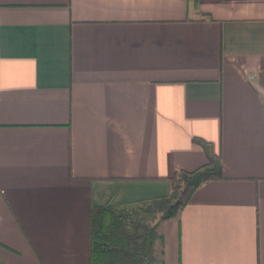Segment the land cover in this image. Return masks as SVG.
<instances>
[{"label":"crops","instance_id":"0c3cea01","mask_svg":"<svg viewBox=\"0 0 264 264\" xmlns=\"http://www.w3.org/2000/svg\"><path fill=\"white\" fill-rule=\"evenodd\" d=\"M159 264H264V0H0V264H90L94 206L167 195Z\"/></svg>","mask_w":264,"mask_h":264},{"label":"trees","instance_id":"16d2710c","mask_svg":"<svg viewBox=\"0 0 264 264\" xmlns=\"http://www.w3.org/2000/svg\"><path fill=\"white\" fill-rule=\"evenodd\" d=\"M208 162L169 178L167 195L122 204L108 202L90 213V264H159L161 224L176 217L203 184L222 179V159L197 138Z\"/></svg>","mask_w":264,"mask_h":264}]
</instances>
